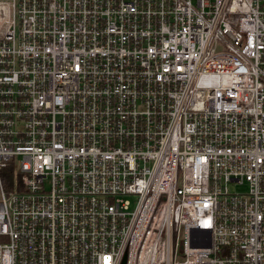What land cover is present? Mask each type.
Returning <instances> with one entry per match:
<instances>
[{"label": "built area", "instance_id": "built-area-1", "mask_svg": "<svg viewBox=\"0 0 264 264\" xmlns=\"http://www.w3.org/2000/svg\"><path fill=\"white\" fill-rule=\"evenodd\" d=\"M0 23V264H264V0Z\"/></svg>", "mask_w": 264, "mask_h": 264}, {"label": "rangeland", "instance_id": "rangeland-1", "mask_svg": "<svg viewBox=\"0 0 264 264\" xmlns=\"http://www.w3.org/2000/svg\"><path fill=\"white\" fill-rule=\"evenodd\" d=\"M1 23H0V27H1ZM230 188L232 190V192H239V193H246L247 192V185L244 186H240V185H235V184H231Z\"/></svg>", "mask_w": 264, "mask_h": 264}, {"label": "trees", "instance_id": "trees-1", "mask_svg": "<svg viewBox=\"0 0 264 264\" xmlns=\"http://www.w3.org/2000/svg\"><path fill=\"white\" fill-rule=\"evenodd\" d=\"M4 176L6 178L4 180V185H5L6 188H9V183L11 182L12 176H13V170H12V168H9L7 170V173L4 174Z\"/></svg>", "mask_w": 264, "mask_h": 264}]
</instances>
